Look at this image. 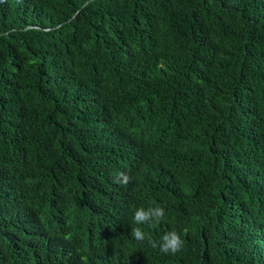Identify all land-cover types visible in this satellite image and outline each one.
<instances>
[{"label":"trees","instance_id":"16d2710c","mask_svg":"<svg viewBox=\"0 0 264 264\" xmlns=\"http://www.w3.org/2000/svg\"><path fill=\"white\" fill-rule=\"evenodd\" d=\"M0 264H264V0H0Z\"/></svg>","mask_w":264,"mask_h":264},{"label":"clouds","instance_id":"9594fccd","mask_svg":"<svg viewBox=\"0 0 264 264\" xmlns=\"http://www.w3.org/2000/svg\"><path fill=\"white\" fill-rule=\"evenodd\" d=\"M131 177L124 172H118L114 178V182L122 185L130 183ZM166 216L165 208L162 206H149L147 208L139 207L134 211L133 219L137 225L152 226L160 223ZM131 235L138 241L147 240L148 244L153 248H158L162 254H176L180 252L185 241L181 235L175 230L166 232L159 241L147 235L141 227H136L131 230Z\"/></svg>","mask_w":264,"mask_h":264}]
</instances>
